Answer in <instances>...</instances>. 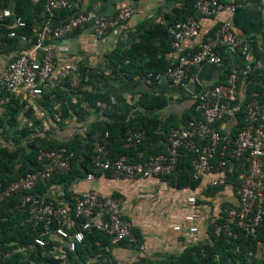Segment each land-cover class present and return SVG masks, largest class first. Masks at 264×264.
Here are the masks:
<instances>
[{"label": "built area", "instance_id": "1", "mask_svg": "<svg viewBox=\"0 0 264 264\" xmlns=\"http://www.w3.org/2000/svg\"><path fill=\"white\" fill-rule=\"evenodd\" d=\"M80 0H43L44 21L31 39L22 32L9 31L7 38L30 43L34 54L21 52L12 58L0 76V93L23 97L27 102L39 98L42 91L54 88L76 72L75 65L57 61L46 39L59 41L81 28H89L95 39H102L110 30L120 27L131 15L130 6H122L114 14L104 15L96 10L78 11ZM246 0H194V15L172 21L166 28L169 50L176 58L156 76L164 77L171 85L185 90L194 71L202 65L226 67L224 79L204 88L194 97V115L182 124L171 127L162 152L132 162L126 156L111 158L107 149L108 133L94 132L90 140L89 170L83 180L90 182L96 174H105L112 180L145 181L170 174L183 153L192 158V177L207 178L204 189L221 190L228 186L233 201L217 204L218 221L211 222L213 236L235 240L254 238L264 232V78L258 80L260 94L253 93L246 100L245 78L252 70L264 69L254 60L251 42L235 35L231 19L244 7ZM65 11L66 20L53 24L55 13ZM222 18L218 19V17ZM12 17L16 30L25 27L19 16L0 6V24ZM217 20L214 29L203 36L193 52H180L181 44L196 40L201 34L199 19ZM233 53L238 63H227L218 52ZM232 119L240 126L233 133L218 128L224 119ZM238 119V120H237ZM143 131L127 130L122 147L128 149L143 139ZM71 151L64 147L38 149L35 168L26 172L0 190V201L18 193L31 191L37 185L45 190L41 196H26V222L39 224L32 242L14 251H29L52 242L54 259L64 251L72 253L81 245L84 234L98 231L110 244L135 243L130 223L124 218L120 200L101 196L92 190L65 196L62 187L49 183L52 177L66 175L72 161L79 163ZM211 205L214 201H209ZM215 202V204H216ZM188 213L184 221L189 224L188 234L196 232L198 210L194 195L185 199ZM3 257H7L4 254Z\"/></svg>", "mask_w": 264, "mask_h": 264}, {"label": "crops", "instance_id": "2", "mask_svg": "<svg viewBox=\"0 0 264 264\" xmlns=\"http://www.w3.org/2000/svg\"><path fill=\"white\" fill-rule=\"evenodd\" d=\"M192 1L80 0L78 11L93 9L104 15H111L122 6H130L132 13L120 27L110 30L100 40L94 38L89 28H81L59 41L46 39V43L52 48L54 58L57 61L75 65L79 74L83 71L86 76L88 73H98L101 70L106 74L108 73L105 66L107 54L113 49L117 41L125 42L128 34L133 33L137 24L143 20H148L152 24H165V17L170 19L174 17V13L181 15L188 12ZM41 2L42 0H0V6L8 9L12 16H15V10L18 9L24 20L23 22L28 25L31 35H35L36 30L44 21ZM68 15V13L58 12L57 18L62 20ZM220 18L222 16L218 17V19ZM216 23L217 20L209 18L199 19L202 35L196 40L183 42L180 52H193L198 41L210 33ZM231 23L236 36L253 43L256 51L261 55L259 61L264 66V0H246L244 7L233 15ZM26 25L23 29L26 28ZM12 30L17 32L12 24V17L6 19L4 24H0V76L5 70L6 64L17 54L21 52L35 53L30 43L20 40L7 41L3 38L5 33ZM23 34L25 35V33ZM129 42V40L125 42L126 46ZM176 55V53L169 50L165 54V60L169 63L176 58ZM224 56L227 63L236 64L239 62V58L233 53L225 52ZM74 78L75 75H72L71 85L74 83ZM116 78L110 76L108 80L111 88L108 103L97 104L94 108H88L83 120H77L71 112L67 118L61 120L58 108L62 105L58 100L52 98V95L51 98L49 97L47 105L43 106L41 104L45 101L41 98L27 102L21 96L9 94L8 96H0V106H6L11 101L19 104L23 100L26 102L24 106L30 109L32 116L39 119L38 124L41 131H47L48 133L50 131L51 138L58 142H68L76 137L78 143L82 145L92 125L108 120L125 121L128 117L134 115L136 113L134 103L140 93H152L166 99V106L158 112V117L161 120L168 117L178 118L193 104L194 97L200 91L222 81L223 72L221 67L204 64L192 73L185 90L173 87L169 80L164 77L156 79L154 84H150L147 79L140 76L131 81H120ZM84 80H86V77ZM134 92L137 94L134 102H132L130 97ZM70 100L72 103L74 102L73 97H70ZM59 101H61V98H59ZM62 101L65 104V101ZM14 106L16 105L14 104ZM80 106L83 107L84 105L81 104ZM133 112L135 113L133 114ZM18 113L16 114L15 129L8 127L11 133L20 129ZM21 122L24 123V120ZM25 123L27 127L32 129L33 122L30 119L29 121L25 120ZM235 124L234 120L226 118L219 124L218 128L221 132L230 133ZM157 132H159V136H163V138L165 136V140L157 143V145H149L146 153L157 148L164 149L167 134L163 130ZM76 169L79 172L81 171L78 163ZM83 177L70 181L66 187L68 192L78 194L86 190H92L101 196L109 195L118 198L124 218L130 223L131 228L137 232L141 240L140 245L133 249L141 250V252L151 247L158 246L159 248L162 245L178 244L184 248L197 244V241L207 236V227L217 219V204L223 201H233L228 186L212 195L209 194L208 190L204 189V183L207 181L206 177L199 178V184L193 190L187 188L173 189L158 177H152L142 182L130 179L116 181L105 174H96L90 182L84 181ZM56 187H61V185H56ZM188 195L195 196L198 210L197 219L195 220L196 232L194 234H188L189 224L184 221V216L188 213L185 203ZM209 201H214V203L211 205ZM117 249L133 250L128 248ZM155 253H149L152 258L147 259L161 260L168 256V254ZM157 256H160V258H156Z\"/></svg>", "mask_w": 264, "mask_h": 264}, {"label": "trees", "instance_id": "3", "mask_svg": "<svg viewBox=\"0 0 264 264\" xmlns=\"http://www.w3.org/2000/svg\"><path fill=\"white\" fill-rule=\"evenodd\" d=\"M194 1V0H193ZM192 1V3H193ZM43 4V0L41 5ZM67 14L65 11H58ZM58 12L55 13L53 24H57L66 20L58 19ZM15 16H19L22 21L18 9L15 10ZM194 15L192 4L190 10L184 14L174 13L173 18H164L165 24H152L148 20H143L137 24L132 34H128L126 41H130L126 46V41L115 44L113 49L109 51L105 58V66L108 70V75L112 78L119 79L120 81H131L136 77L147 79L150 84L156 82V76L162 73L168 66L165 60V54L169 52L168 35L166 28L172 20H180L186 16ZM26 25V23L24 22ZM23 32L31 39L28 25L25 29L17 30ZM7 41L18 40L17 38H7L6 33L3 37ZM131 39V40H130ZM218 52L224 55L222 48ZM251 53L255 60L261 59V55L256 51L253 43H251ZM223 78L226 73V67H221ZM100 71L98 73H88L85 76L83 71L79 74L78 70L72 75L76 78V88L71 92V76L66 77L59 86L54 88L44 89L39 98L45 101L41 105L46 106L49 97L52 95L55 100L60 103L59 116L63 120L71 114L77 120H83L84 115L87 114L88 108H94L97 104H107L109 95L101 91H82L80 86H90L96 83L99 79ZM102 80L103 85L108 83L109 77ZM86 77V80H84ZM264 78V69L252 70L245 78L244 95L248 100L253 93L260 94V89L257 86L258 80ZM96 80V81H95ZM9 93H0V96H8ZM12 95V94H11ZM70 97L74 98L72 103ZM51 98V97H50ZM61 98V101H59ZM37 99V98H36ZM64 100L65 104L62 103ZM14 102V101H13ZM57 102V101H55ZM22 100L19 104L8 103L6 104V117L9 127H16V114L22 106L25 105ZM16 105L13 107V105ZM83 104L84 106H80ZM166 99L162 96L154 95L152 93H140L134 103L136 113L128 117L125 121H111L96 123L89 128L85 142L80 145L74 137L68 142H58L56 140L34 137L21 147V140L15 139L12 150L0 148V190L10 182L16 180L18 177L24 175L26 172H31L35 168V153L38 149H56L64 147L71 151L74 158L80 157L78 161L81 171L76 169L75 162L72 161L70 171L66 175L55 176L49 181L54 185H61L65 196L69 197V192L66 189L70 181L75 178H81L89 170V154H90V137L94 132L108 133V152L111 158H116L120 155L126 156L132 162H138L146 159L148 156L155 155L162 152L160 148L153 149L152 152L148 151L149 145H157V143L165 140V136H159V130H163L165 134L171 127H176L183 123L184 120L190 119L194 115L193 107L191 104L178 118L168 117L161 120L158 117V112L166 106ZM238 120V119H237ZM14 124V125H13ZM240 126L238 121L234 129ZM127 130L143 131L144 136L139 144L131 146L128 149L122 147L123 136ZM17 135L19 130L15 131ZM90 136V137H89ZM19 160V162H18ZM161 180L176 190L190 189L193 190L199 184V179L192 177V158L188 155L181 154L178 158L174 170L165 176L159 177ZM45 190L42 185L35 186L34 189L24 193L15 194L9 198L0 201V264H85V260L89 258H98L100 261L101 254H104L112 247L127 248V242L122 241L117 244H110L107 237L98 231H90L84 234L83 241L74 252L69 253L64 251L62 257L54 259L52 256L51 245L52 242L47 241L44 247H32L29 251H17L15 249L21 248L26 244L32 242L33 237L37 234L40 225L26 222V205L25 197L41 196ZM209 194H214L218 190L207 189ZM217 221V220H215ZM131 232L135 238V243L130 248L138 247L141 243L140 237L135 230L131 228ZM210 243L205 245H189L184 247L180 253L175 256H167L161 260H149L147 258H139L136 262L129 264H227L233 263L235 260L243 261L254 252L258 243L264 244V232L259 231L254 238L243 239L239 237L235 240L227 239L223 236H213L211 233V226H209ZM7 254V257H3ZM98 256V257H97ZM96 264H109L107 262Z\"/></svg>", "mask_w": 264, "mask_h": 264}, {"label": "rangeland", "instance_id": "4", "mask_svg": "<svg viewBox=\"0 0 264 264\" xmlns=\"http://www.w3.org/2000/svg\"><path fill=\"white\" fill-rule=\"evenodd\" d=\"M100 77L99 79H96V83H92L90 86H80V90L82 91H89V92H94V91H101L103 93H106L110 95L111 88L108 83L106 85H103L102 80L108 76V73L104 74L103 71L101 70L99 72ZM76 78H74V83L72 85L71 92H73V89L76 88ZM113 89V88H112ZM136 92L131 94L130 100L134 102L136 98ZM2 108V109H1ZM6 107L2 105L0 106V148H6L8 150H12L14 146V140L15 139H20L21 140V147L26 146L27 143H29L32 138L38 137V138H45V139H50L51 138V132L49 133L47 131H41L39 129V119H36L35 117L32 116V112H30V109H27L26 106H22L20 112L18 113V118H19V124H20V129H19V134L13 132H9L10 129L7 126V117H6ZM136 112V111H135ZM133 112V114L135 113ZM29 119L33 122L32 123V129L26 126L25 120L29 121ZM24 120V123L21 121ZM34 128V129H33ZM19 162V160H18ZM205 204V203H204ZM207 236L200 240L197 241V244L199 245H205L210 243V236H209V227H207ZM183 246H179L178 244L174 245H162V247H151L150 249H146L145 251L138 250V249H133V248H128V249H133L131 251L129 250H119L115 247H112L111 249L107 250L104 254H101L100 256V261H97L98 258H89L85 260V264H96L97 262L103 263L107 262L109 264H129L132 262H136L138 258L140 257H146L149 258V253L156 252L155 254L163 253V254H168V256H175L177 255L181 250ZM154 254V255H155ZM161 256V255H160ZM160 256H157L156 258H160ZM98 257V256H97ZM152 258V256L150 257ZM155 258V259H156ZM137 259V260H136ZM243 261H238L235 260V262L227 263V264H264V244L258 243L254 249V252L251 254L250 257L247 258V260L243 259Z\"/></svg>", "mask_w": 264, "mask_h": 264}]
</instances>
